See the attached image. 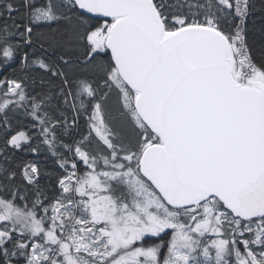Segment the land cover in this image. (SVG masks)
I'll list each match as a JSON object with an SVG mask.
<instances>
[{"label":"snow or ice","instance_id":"6c2138e0","mask_svg":"<svg viewBox=\"0 0 264 264\" xmlns=\"http://www.w3.org/2000/svg\"><path fill=\"white\" fill-rule=\"evenodd\" d=\"M24 6L34 9L33 26L67 18L64 0ZM70 6L111 18L85 27L87 59L110 51L114 66L105 83L121 94L141 139L135 150L118 147L96 103L92 128L111 152L99 157L75 148L91 171L59 181L66 195L46 218L0 198V223L10 222L0 229V264H23L19 256L27 264H264V63L253 59L247 42L251 0H214L203 19L179 12L191 7L187 0ZM219 6L234 9L236 19L222 21ZM17 11L6 4L0 18ZM33 26L12 28L31 43ZM9 32L0 25L5 44ZM0 52L11 59L13 46L0 45ZM8 83L5 95L25 101L22 85ZM80 89L96 95L88 82ZM11 103L4 100L0 112ZM26 140L21 132L11 143ZM38 174L34 165L24 169L29 184Z\"/></svg>","mask_w":264,"mask_h":264},{"label":"trees","instance_id":"16d2710c","mask_svg":"<svg viewBox=\"0 0 264 264\" xmlns=\"http://www.w3.org/2000/svg\"><path fill=\"white\" fill-rule=\"evenodd\" d=\"M34 2L44 6L46 0ZM169 2L176 4V0ZM231 2L235 5V0ZM9 3L18 11L10 14L11 19L7 13L0 18V25L10 28L8 43L0 39V45L13 46L11 59L0 52V84H3L0 104L8 100L5 92L11 87L8 83L11 81L22 85L26 100L17 99L0 112V198L21 210H35L45 216L44 209L49 211L55 201L64 196L59 181L75 172L71 168L75 146L99 157L111 152L92 128L96 103L101 104L106 122L118 136V147L123 145L135 150L141 132L130 127L127 111L120 107L118 90L105 83L108 67L114 66L111 53H101L94 61L87 59L90 46L83 40L85 27H99L111 20L94 18L65 5L61 12L67 14L66 19L33 26L29 12L34 9L26 8L25 0H0V11H5ZM251 3L254 11L247 24V42L253 59L259 64L264 63V0H251ZM232 13L234 9L222 12L221 20L234 21ZM13 24H19L20 31L23 26H33L31 43L14 34ZM41 63L46 67L41 68ZM82 82H91L96 89L94 97L80 94ZM81 103L84 107H80ZM37 104L41 106L39 109H36ZM42 120L45 123H41ZM52 124L56 127H51ZM21 132L27 135L28 141L13 145L12 138ZM30 164L39 169L35 184H29L24 175V169ZM78 166L82 172L83 163L78 162ZM14 259L27 264V257Z\"/></svg>","mask_w":264,"mask_h":264},{"label":"rangeland","instance_id":"374dc122","mask_svg":"<svg viewBox=\"0 0 264 264\" xmlns=\"http://www.w3.org/2000/svg\"><path fill=\"white\" fill-rule=\"evenodd\" d=\"M183 2V0H176V4L175 5H180L181 3ZM58 3H60V0H58ZM214 3V0H187V4L188 5H191V7H180L179 8V12L180 13H185V14H187L188 16H191L192 18H200V19H203L204 18V13L207 11V10H209V8H210V6L212 5ZM66 6L68 5V4H65ZM199 5V7H197ZM69 7H70V5H68ZM67 6V7H68ZM175 10V9H174ZM222 12H224V10H223V6H219V10H217V15L220 17L221 16V14H222ZM118 94H120L119 93V91H118ZM17 99H18V97H15V96H11L10 94H9V97H8V100H11V101H14V102H16L17 101ZM12 104V103H11ZM10 105V104H9ZM120 107L121 108H124L123 107V98H122V96H121V94H120ZM126 111H127V109H126ZM127 118L129 119V123H130V127L131 128H135V129H138L136 126H135V124L132 122V120L130 119V117L127 115ZM107 123V122H106ZM108 124V123H107ZM108 126L112 129V126H111V124H108ZM112 131H113V129H112ZM114 134H115V132H114ZM19 135V134H18ZM18 135H16V136H18ZM27 136V135H26ZM117 140H119V138H118V136L117 135H115V140H114V142H117ZM26 141H28V137H27V140ZM26 141H21L20 142V144L19 145H21V144H23V143H25ZM76 147H80V146H75L74 147V150H73V162L74 163H76V165H77V167H76V169H75V173L77 174V175H79V176H82V175H84L85 173H87V172H89V171H91V169H89V167H88V164L87 163H85V162H83V161H81L80 159H79V155L75 152V148ZM82 150V149H81ZM78 162H82L83 163V171L82 172H80L79 170H78ZM64 195H66V194H64ZM15 206V205H14ZM23 211H25V210H23ZM37 214V216L38 217H40V218H46L47 216H50V215H52V214H54L53 212H52V208L45 214V216H43V215H40L39 213H36ZM10 224V222H3V223H0V229H3V228H5V227H7L8 225ZM49 225H47L46 224V227H48ZM17 227V232L15 233L17 236H19V228H20V226L19 225H17L16 226ZM210 239L212 238V237H209ZM35 239H39V238H35Z\"/></svg>","mask_w":264,"mask_h":264},{"label":"water","instance_id":"95a60500","mask_svg":"<svg viewBox=\"0 0 264 264\" xmlns=\"http://www.w3.org/2000/svg\"><path fill=\"white\" fill-rule=\"evenodd\" d=\"M79 11H81L82 13H84V14H86V15H88V16L94 17V18L105 19V20H111V18H109V17H96V16H93V14H88V13L83 12V10H79ZM109 52H110V51H109ZM113 62H114V61H113ZM153 187H154V186H153Z\"/></svg>","mask_w":264,"mask_h":264},{"label":"built area","instance_id":"2783aa9c","mask_svg":"<svg viewBox=\"0 0 264 264\" xmlns=\"http://www.w3.org/2000/svg\"><path fill=\"white\" fill-rule=\"evenodd\" d=\"M65 2H69V0H64ZM70 3V2H69Z\"/></svg>","mask_w":264,"mask_h":264},{"label":"bare ground","instance_id":"6f19581e","mask_svg":"<svg viewBox=\"0 0 264 264\" xmlns=\"http://www.w3.org/2000/svg\"><path fill=\"white\" fill-rule=\"evenodd\" d=\"M92 78V77H91ZM87 80V79H86ZM84 81V80H83ZM94 81V80H93ZM91 83V82H90ZM71 95V94H70Z\"/></svg>","mask_w":264,"mask_h":264}]
</instances>
